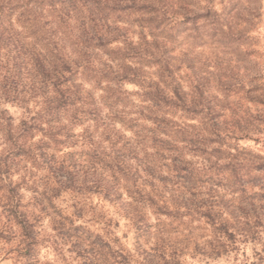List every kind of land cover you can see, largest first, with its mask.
Instances as JSON below:
<instances>
[{"label":"clouds","instance_id":"clouds-1","mask_svg":"<svg viewBox=\"0 0 264 264\" xmlns=\"http://www.w3.org/2000/svg\"><path fill=\"white\" fill-rule=\"evenodd\" d=\"M0 264H264V0H0Z\"/></svg>","mask_w":264,"mask_h":264}]
</instances>
